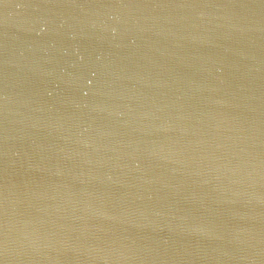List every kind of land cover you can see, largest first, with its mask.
Masks as SVG:
<instances>
[{
    "label": "water",
    "instance_id": "1",
    "mask_svg": "<svg viewBox=\"0 0 264 264\" xmlns=\"http://www.w3.org/2000/svg\"><path fill=\"white\" fill-rule=\"evenodd\" d=\"M0 264H264V0H0Z\"/></svg>",
    "mask_w": 264,
    "mask_h": 264
}]
</instances>
